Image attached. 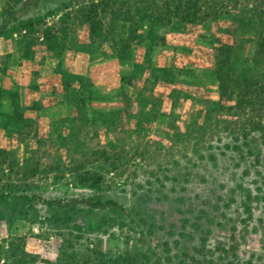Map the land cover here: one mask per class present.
Here are the masks:
<instances>
[{"label":"rangeland","instance_id":"374dc122","mask_svg":"<svg viewBox=\"0 0 264 264\" xmlns=\"http://www.w3.org/2000/svg\"><path fill=\"white\" fill-rule=\"evenodd\" d=\"M8 9L85 61L43 125L1 98L0 264H264V0Z\"/></svg>","mask_w":264,"mask_h":264},{"label":"crops","instance_id":"0c3cea01","mask_svg":"<svg viewBox=\"0 0 264 264\" xmlns=\"http://www.w3.org/2000/svg\"><path fill=\"white\" fill-rule=\"evenodd\" d=\"M1 59H5L3 66ZM82 60L85 61V55L81 53L74 55L66 53L62 60L63 71L83 74L82 63L84 62L80 63ZM53 61L47 56L45 60H38V57L34 55L30 59H25L22 51L14 48L12 41L0 37V70H4L6 74L0 86L17 97V99L14 98L15 107L10 102L6 105L8 112L3 114L4 118L12 112L17 113L19 108L23 119H35L38 120L39 125H43L44 115L51 112V108L57 111L59 106L65 107L66 99L64 96H59V93L66 89L62 86L60 74L53 70L54 63H57L55 59ZM1 101L0 99V103ZM3 132L0 129V136L5 135Z\"/></svg>","mask_w":264,"mask_h":264},{"label":"trees","instance_id":"16d2710c","mask_svg":"<svg viewBox=\"0 0 264 264\" xmlns=\"http://www.w3.org/2000/svg\"><path fill=\"white\" fill-rule=\"evenodd\" d=\"M8 1V0H6ZM33 7H37V4L35 3ZM12 9H8L5 11L4 14L0 15V37L14 42L16 47H22V56L25 59H30L34 55V49L36 46V40L32 38V35L35 34V26L37 25V19L28 18L26 20H17V19H10L5 16L8 12H10ZM26 14V12H24ZM86 28L89 31L90 38H97L100 36V27L99 23L95 20V16L88 15L86 18ZM47 31V30H46ZM43 32L42 38L43 40L46 39V47L48 50L52 51L55 48H58V46L55 44V38L50 37L47 33ZM228 53V52H225ZM126 54H129V49H126ZM258 55L260 58H264V41L260 43ZM228 56V55H226ZM223 65V64H221ZM59 74L62 77V83L64 89H68L67 84V78H73V75L61 70ZM5 77V71L0 70V83L3 81ZM121 83H125L127 85H134V82H126L125 79L121 78ZM223 89V85L220 87ZM4 96H11L15 99H17L15 94H12L11 92L4 90L0 86V99ZM16 103L13 104L15 107Z\"/></svg>","mask_w":264,"mask_h":264}]
</instances>
